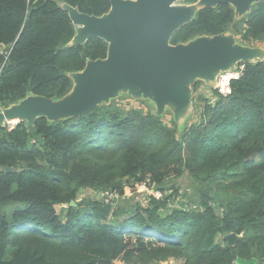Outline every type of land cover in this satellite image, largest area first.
I'll use <instances>...</instances> for the list:
<instances>
[{
	"label": "trees",
	"instance_id": "1",
	"mask_svg": "<svg viewBox=\"0 0 264 264\" xmlns=\"http://www.w3.org/2000/svg\"><path fill=\"white\" fill-rule=\"evenodd\" d=\"M63 3L95 15L111 7L0 0V49L9 52L0 54V107L30 94L63 97L69 73L107 56L102 38L70 45L76 30ZM231 28L245 44L264 43V0L239 20L230 4L203 8L171 41ZM243 63L231 94H199L198 118L182 133L174 120L117 98L83 116L0 128V264H264V62ZM184 174L199 185L197 209L174 206L172 193L150 197L148 207L78 200L82 189L122 196L146 179L164 190Z\"/></svg>",
	"mask_w": 264,
	"mask_h": 264
},
{
	"label": "water",
	"instance_id": "2",
	"mask_svg": "<svg viewBox=\"0 0 264 264\" xmlns=\"http://www.w3.org/2000/svg\"><path fill=\"white\" fill-rule=\"evenodd\" d=\"M261 1L110 0V9L102 15L82 12L63 3L76 30L70 45L102 38L108 43L107 56L89 59L82 70L69 73L73 86L63 97L30 94L8 107H0V128L13 121L34 125L40 117L59 121L83 116L121 94L150 100L155 104L157 116L170 110L173 120L180 125L193 109L197 81H203L205 88L212 90L219 75L235 69L239 63L264 62V47L241 43L229 31L173 44L174 33L203 8L230 4L236 19H240ZM5 170L11 172L15 168L7 166ZM88 191L103 197V192L88 188L80 191L78 200ZM212 196L217 201L223 199L217 192ZM71 205L75 206L76 201H71ZM224 239L234 245L239 238L229 233ZM257 262V258L236 259V264Z\"/></svg>",
	"mask_w": 264,
	"mask_h": 264
},
{
	"label": "rangeland",
	"instance_id": "3",
	"mask_svg": "<svg viewBox=\"0 0 264 264\" xmlns=\"http://www.w3.org/2000/svg\"><path fill=\"white\" fill-rule=\"evenodd\" d=\"M239 20V19H238ZM227 31L229 32H233L232 28L228 29ZM236 40L242 42L241 38L235 34ZM251 45H260L264 47V43H256V44H251ZM195 89H196V94L194 93V99H193V109L191 111V113L187 116L186 119H184V121L182 122V124H178L175 122L176 127L178 128V131L180 133H182L188 125H190L192 122L196 121L198 116V112L195 108V101L198 99L199 94H206L205 93V83L203 81H197L195 83ZM194 89V92H195ZM117 101H119L121 104L125 105V106H138L140 107L142 110L145 109V111H155V104L152 103L150 100L148 99H134L131 96H129L128 94H121L118 98ZM165 119L169 118L171 119V122L173 123V113L170 110H167L166 113L164 114ZM14 124H11V126H13ZM136 184H134L133 186H128L127 192H129L127 194H124V196H119L118 199H116L114 201L115 205H120L123 206L125 208H131L132 206H135L136 204H140L144 207H148L150 204V198L147 195V193L143 190H139L138 188L136 189H132L135 188ZM168 189H164V190H168L170 193L174 194L171 195V201L172 204L174 206H182L183 203L187 204V205H193L195 203H197L198 201V188L199 185L196 184V182H194L192 180V177L188 176L187 174H184L183 176L171 180L169 182V184L165 187ZM172 189V191H171ZM175 189H178V191H175ZM96 192V191H95ZM169 193V194H170ZM84 194L86 196H91L94 198H99L97 196V193H93L91 191L88 192H84ZM101 198V197H100ZM162 199V198H161ZM190 203V204H189ZM196 205V204H195ZM64 206V205H63ZM63 206H58V211H62V207ZM218 241H221V236L218 237ZM117 264H126L120 260L117 261Z\"/></svg>",
	"mask_w": 264,
	"mask_h": 264
},
{
	"label": "built area",
	"instance_id": "4",
	"mask_svg": "<svg viewBox=\"0 0 264 264\" xmlns=\"http://www.w3.org/2000/svg\"><path fill=\"white\" fill-rule=\"evenodd\" d=\"M0 54L8 55L9 52L6 51L5 49H0ZM244 70H245V64L242 62V63H239L235 69L221 73L214 87L212 88V90L215 91V93L217 92L216 93L217 95L227 96L231 94L232 93V86H231L232 81L234 79L240 78L243 75ZM18 123H19L18 121H13L12 123L7 124V126H11V124H14L13 126H11V127H14ZM136 188H138L139 190L145 191L147 195L149 196V198L155 197L156 199H161V198H164L165 196H168L170 193L168 190H160V189H156L150 186V179H146L142 182H139L138 184H136L135 188H132V189H136ZM126 192L124 194H126ZM128 193L129 192H127V194ZM124 194L122 196H124ZM119 196L121 195L118 192L108 190L103 193V197L101 198H103L106 204L113 203V205H115L114 201L118 199ZM190 207L192 209H197V205L195 204L190 205Z\"/></svg>",
	"mask_w": 264,
	"mask_h": 264
},
{
	"label": "crops",
	"instance_id": "5",
	"mask_svg": "<svg viewBox=\"0 0 264 264\" xmlns=\"http://www.w3.org/2000/svg\"><path fill=\"white\" fill-rule=\"evenodd\" d=\"M2 49H5V46L2 48ZM205 93H209V91L205 88Z\"/></svg>",
	"mask_w": 264,
	"mask_h": 264
}]
</instances>
